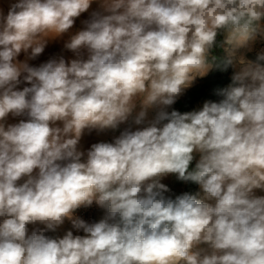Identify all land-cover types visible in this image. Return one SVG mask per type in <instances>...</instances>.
<instances>
[{"label":"clouds","instance_id":"obj_1","mask_svg":"<svg viewBox=\"0 0 264 264\" xmlns=\"http://www.w3.org/2000/svg\"><path fill=\"white\" fill-rule=\"evenodd\" d=\"M258 39L264 0L0 7V264H264ZM55 41L73 58L29 63ZM229 68L220 99L175 107ZM94 131L119 134L83 149ZM169 175L203 195L173 194ZM93 205L98 220L76 214Z\"/></svg>","mask_w":264,"mask_h":264},{"label":"rangeland","instance_id":"obj_2","mask_svg":"<svg viewBox=\"0 0 264 264\" xmlns=\"http://www.w3.org/2000/svg\"><path fill=\"white\" fill-rule=\"evenodd\" d=\"M10 2H11V0H0V7H2L4 9L5 14L7 13ZM97 8H98V5L94 3L88 13L82 14V16L77 19L73 31L82 28L83 27L82 21L85 19H88L90 16V12L93 10H96ZM221 39H222V37H221ZM55 42L57 44L54 45V47L49 48L51 45H48L46 47L48 49H45L42 56L35 59L34 64H31V65L39 66L40 63L46 62L48 59H50L52 57H58L60 55H63L66 59L73 58V57L67 58V54L71 53V52L63 48V41H55ZM46 50H48V51H46ZM261 51H264V39H258L253 46V50L251 52H248L247 56L249 59H255L257 53H259ZM233 71L234 70L232 68H229L228 82L226 83L225 87H227L231 83V75H232ZM201 80L202 79H199L197 82H199ZM23 86H25V85L20 86L21 89ZM211 100H213V99H211ZM204 101L205 100H202L201 102L197 103L196 106H194L193 110L202 107ZM175 107L178 110H180L178 104H176ZM118 134H119V131H117V132L108 131V132L99 133V134L94 131L93 133H91L89 135V137H86L87 134H85V136L82 138V141H81L82 148L86 150L87 148L90 147V145L92 143L99 142V141H111L112 138ZM197 159H198V156H197ZM194 165H195V161L193 162V167H194ZM162 182L167 184L172 189V193L176 194V195L181 194L183 192H187L188 189L191 191V193L200 192L201 196L203 195V193H202V191L198 185L191 183V182L178 181L174 175H169ZM255 194L258 196H264V191L256 190ZM76 214L78 216H80L81 218L85 219L86 221L92 222L94 220H98L100 218V216L102 215V212L95 205H93L90 208L79 209ZM70 228H71L70 223L66 222L65 225L63 226V228L61 229L60 234H63V231L68 230Z\"/></svg>","mask_w":264,"mask_h":264},{"label":"trees","instance_id":"obj_3","mask_svg":"<svg viewBox=\"0 0 264 264\" xmlns=\"http://www.w3.org/2000/svg\"><path fill=\"white\" fill-rule=\"evenodd\" d=\"M217 54H219V50H217ZM228 71H214L210 73L206 78H204L203 83H200L199 85L191 88L187 92V94L182 97V99L177 103L178 106L180 105V111H186L194 102H196L200 98L218 100L219 97L215 95V90L225 87L226 83L228 82ZM187 192L191 191L188 189Z\"/></svg>","mask_w":264,"mask_h":264},{"label":"crops","instance_id":"obj_4","mask_svg":"<svg viewBox=\"0 0 264 264\" xmlns=\"http://www.w3.org/2000/svg\"><path fill=\"white\" fill-rule=\"evenodd\" d=\"M57 43L56 42H50L49 43V45H51L49 48H52V47H54V45H56ZM46 49H48V48H46ZM46 51H48V50H46ZM42 56V54L39 56V57H41ZM38 57V58H39ZM70 57H73V53H68L67 54V58H70ZM20 59L21 60H23V59H25V56H24V54H21V56H20ZM34 61L35 60H32V61H29V63L30 64H34ZM206 78V77H205ZM204 82V79H202L201 81H199V82H197L196 84H195V86L196 85H199L200 83H203ZM202 100H208V98H200L199 100H197L196 102H194L186 111H191V110H193V108H194V106H196V104L197 103H199V102H201ZM179 108H180V105H179ZM19 119H21V118H13V117H11V116H9V118H8V123H16V122H18L19 121ZM88 135V136H87ZM86 135V137H89V134H87Z\"/></svg>","mask_w":264,"mask_h":264}]
</instances>
